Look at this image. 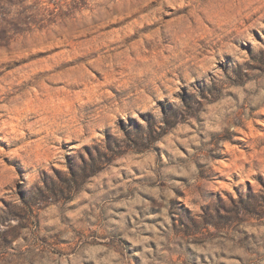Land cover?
Here are the masks:
<instances>
[{
	"label": "rangeland",
	"instance_id": "374dc122",
	"mask_svg": "<svg viewBox=\"0 0 264 264\" xmlns=\"http://www.w3.org/2000/svg\"><path fill=\"white\" fill-rule=\"evenodd\" d=\"M0 0V264H264V0Z\"/></svg>",
	"mask_w": 264,
	"mask_h": 264
},
{
	"label": "trees",
	"instance_id": "16d2710c",
	"mask_svg": "<svg viewBox=\"0 0 264 264\" xmlns=\"http://www.w3.org/2000/svg\"><path fill=\"white\" fill-rule=\"evenodd\" d=\"M72 6H73V11H69V14L70 15H72L74 12H75V10H77L78 9V3H77V1L76 0H73V4H72Z\"/></svg>",
	"mask_w": 264,
	"mask_h": 264
}]
</instances>
